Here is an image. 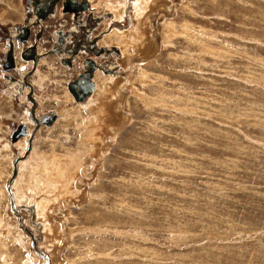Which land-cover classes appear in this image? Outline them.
<instances>
[{"label":"rangeland","instance_id":"obj_1","mask_svg":"<svg viewBox=\"0 0 264 264\" xmlns=\"http://www.w3.org/2000/svg\"><path fill=\"white\" fill-rule=\"evenodd\" d=\"M65 1L0 38V264H264V0Z\"/></svg>","mask_w":264,"mask_h":264},{"label":"flooded vegetation","instance_id":"obj_2","mask_svg":"<svg viewBox=\"0 0 264 264\" xmlns=\"http://www.w3.org/2000/svg\"><path fill=\"white\" fill-rule=\"evenodd\" d=\"M60 0H31V5H32V7L34 8V10H35V12L36 13H34L33 14V16H32V18L30 19V21H29V23H25L20 29H18V32H16L15 31V33H9V34H7V33H3L2 35H7V37H6V40H7V42L9 43L8 45H9V47L4 51V52H6V51H8L9 50V52H8V57H7V59H8V61H11V58H12V54H13V49H12V45L14 44H16L17 43V41H19V40H24V41H26V38L27 37H29L30 36V34H31V32H30V28H31V26H33L32 24L35 22V21H37L39 18V21L41 20V23H43L44 24V20H45V18L46 17H50L51 15H53L54 14V12H55V10H56V4H57V2H59ZM82 2V3H81ZM64 4H65V8H68V9H70V10H72V11H74V13L76 14V17L80 20V18H81V16H82V14L85 12V10H87V8H85L86 6H85V4H86V2L84 1V0H66L65 2H64ZM94 9H95V7H93ZM41 23H39L40 24V27H41ZM27 24L29 25V27L27 26ZM38 24V23H37ZM77 29H78V27H76ZM77 29H73L71 32H68L67 34L66 33H64V31L63 32H60V33H62V35L65 37V40H66V38L68 39V40H71L72 39V36H76V33H74ZM105 39V38H104ZM104 39L103 40H101V41H99L98 42V44H100L101 46H108V45H106L104 42ZM17 40V41H16ZM22 40V41H23ZM75 44V43H74ZM10 45H11V47H10ZM105 48V47H104ZM26 50H28V51H30L29 53H30V55L29 54H27V55H25L26 57H28V58H26V57H24V55L23 54H21V57H23L24 59V61H22V63H24V64H26V69H24L22 72H23V74H25V73H27L29 70H31V69H35L36 68V70L35 71H37L38 69H39V65L41 64V62H43L44 60H48L49 59V57H50V55L47 53L46 54V52L45 51H41L40 50V48L38 47V50L36 51L34 48H33V46H30V47H28ZM81 51V50H80ZM105 51H107V49H105L103 52H105ZM38 53L40 56H39V59H38V61H35V58H34V56H33V54L34 53ZM83 52V51H82ZM103 52H101V53H103ZM27 52H25V54H26ZM67 53H70L71 55H72V57H71V55L70 56H68V54H64L63 56V58H66V60L68 59V58H72L73 60V63H74V65H75V63L77 62V54L76 53H78L77 51H74V49L73 50H68V52ZM81 53V52H80ZM101 53H99V54H101ZM76 54V55H75ZM62 58V57H61ZM95 58V57H94ZM94 58H92L94 61H95V63H96V66H98V67H96V69H95V71H94V75L95 74H97V72H99L101 69L99 68L100 67V65L98 64V61H96ZM71 60V59H70ZM76 61V62H75ZM13 62V61H12ZM10 63V62H9ZM35 63V64H34ZM38 63V64H37ZM8 64V63H7ZM29 64H31V67L29 68ZM12 65V64H11ZM89 66V64L87 63V67ZM86 71V70H85ZM81 74V73H80ZM94 77V76H93ZM13 78V77H12ZM93 80H94V78H93ZM29 81H31L32 83H33V85H34V88H35V83L33 82V80H30L29 79ZM14 83H16V82H14ZM27 88H29V87H26V89ZM24 90H25V88H24ZM24 92V91H23ZM71 94L73 95V93L71 92ZM93 94V93H92ZM92 94H90L87 98H89ZM34 95H35V89H34ZM74 96V95H73ZM75 97V96H74ZM86 98V99H87ZM85 99V100H86ZM77 101H84V100H77ZM37 110V109H36ZM32 119H34L35 117H31ZM37 123V122H36ZM37 125H38V123H37ZM28 131H29V128H28Z\"/></svg>","mask_w":264,"mask_h":264},{"label":"water","instance_id":"obj_3","mask_svg":"<svg viewBox=\"0 0 264 264\" xmlns=\"http://www.w3.org/2000/svg\"><path fill=\"white\" fill-rule=\"evenodd\" d=\"M38 21L39 20H37V22ZM33 56L35 58V61H37L40 55L35 52ZM88 63L90 64L91 67H88L86 71L82 72L77 78H75L74 80H71L69 83V87L70 89H72L73 94L77 99H85L86 96L89 95V93L93 91V88H94L93 73L95 70L96 63L93 59H90ZM26 83L28 82L27 81L24 82V85ZM22 133H26V131L24 130L22 131ZM17 168L18 166L16 164L15 169L13 171L14 172L13 176L16 175Z\"/></svg>","mask_w":264,"mask_h":264},{"label":"bare ground","instance_id":"obj_4","mask_svg":"<svg viewBox=\"0 0 264 264\" xmlns=\"http://www.w3.org/2000/svg\"><path fill=\"white\" fill-rule=\"evenodd\" d=\"M94 6H95V5H94ZM118 10H119V9H118ZM120 10H121V9H120ZM119 16H120V15H119ZM120 18H122V16H121ZM126 35H127V34H126ZM123 36H124V35H123ZM88 67H91L90 64H89ZM95 69H96V66H95ZM65 70H66V69H65ZM94 71H95V70H94ZM69 89H70V87H69ZM70 91L73 93L72 89H70ZM91 92H93V91H91ZM91 92L89 93V95L91 94ZM73 95H74V94H73ZM89 95H87L86 98H87ZM75 98H76V97H75ZM86 98H85V99H86ZM76 99H77V98H76ZM77 100H83V99H77ZM85 102H86V101H85ZM29 109H30V108H29ZM55 117H56V116H55ZM54 119H55V118H54ZM49 120H50V119H49ZM36 121H37L38 123H40V122H39V119H37V118H36ZM45 122H46V121H45ZM30 134H31V129H29V131L26 133L25 136H28V135H30ZM33 134H34V132H33L31 135H33ZM25 136H24V137H25ZM13 232H14V231H13ZM18 234H19V233H18Z\"/></svg>","mask_w":264,"mask_h":264},{"label":"trees","instance_id":"obj_5","mask_svg":"<svg viewBox=\"0 0 264 264\" xmlns=\"http://www.w3.org/2000/svg\"><path fill=\"white\" fill-rule=\"evenodd\" d=\"M7 37V35H1L0 38L1 40H4Z\"/></svg>","mask_w":264,"mask_h":264}]
</instances>
